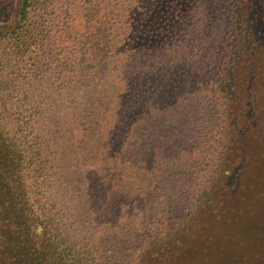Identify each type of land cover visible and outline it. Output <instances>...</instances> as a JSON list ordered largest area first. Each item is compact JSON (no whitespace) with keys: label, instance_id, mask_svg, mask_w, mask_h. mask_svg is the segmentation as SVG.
I'll return each instance as SVG.
<instances>
[{"label":"rangeland","instance_id":"rangeland-1","mask_svg":"<svg viewBox=\"0 0 264 264\" xmlns=\"http://www.w3.org/2000/svg\"><path fill=\"white\" fill-rule=\"evenodd\" d=\"M30 1L40 38L16 29L0 55L32 96L14 115L20 149L44 152L22 174L46 224L84 264H264V120L246 129L221 90L241 47L229 0L163 9L183 21L162 35L147 0ZM21 2L0 0L1 32ZM262 54L238 49L233 82L263 79Z\"/></svg>","mask_w":264,"mask_h":264},{"label":"trees","instance_id":"trees-1","mask_svg":"<svg viewBox=\"0 0 264 264\" xmlns=\"http://www.w3.org/2000/svg\"><path fill=\"white\" fill-rule=\"evenodd\" d=\"M125 1L121 0V3ZM229 2L230 12L234 18L233 40L241 43V47L233 45L235 50L228 60V76L223 78L221 90L222 87L225 88L228 101L237 103L235 120L245 119L240 124L247 123L246 129H248L253 123L252 121L264 120V109H260L258 105L264 99V71L262 70L263 79L257 83H255L254 75L250 74L248 80L244 81L245 83L236 84L233 81L240 76L238 73L240 67L236 66L240 61H237V55L234 53L238 49H248L252 43L259 44L260 42L263 51L260 65L261 68H264V0H229ZM148 3H151L148 6H153L155 10H158L152 12L151 20L154 21V25L159 26V29L163 27L161 31H157V34L167 33L166 29L170 27L167 22L181 23L183 21L182 19L176 20L177 18L172 20L166 16L168 12L166 15L163 14V9H174L177 16L178 9L175 7L183 8L187 5L185 0H147ZM30 4V0H22L18 10V22L13 26L12 32L4 29L2 32L0 31V49L2 40L8 36L12 48L16 52L19 51V35H17L16 29L23 30L26 27L24 33L27 32L31 36L40 38L36 26L32 22L27 23L30 21L31 11L28 7ZM166 5H170V7L167 8ZM185 9H187L186 6ZM87 22L90 23V20ZM26 24L28 25L26 26ZM15 34L16 38H14ZM161 40L162 37L157 39V41ZM8 67L10 68L7 69ZM11 68L13 65L6 63L0 55V264H84L80 262V257L75 256L72 248L65 243L62 234L53 230L38 215L30 198L28 187L23 179V168L25 164L36 166L38 163H43L44 152L41 146L34 149L27 145L28 150L25 151V147L22 145L23 149H20L19 144L25 142L21 130L24 123L27 124L22 120L20 113L26 110V106L23 107L30 103L32 96L26 94L25 87L19 88L18 75L14 77L15 72ZM40 81L41 79L37 80V82ZM19 93L23 96V100L22 104H19V117L16 118L14 109L17 106L15 102ZM24 98L29 101L26 102ZM247 112L249 113L247 114ZM253 113L258 118L247 120L248 115ZM19 139H21V143H19ZM119 161H122L121 157L115 160L117 163ZM143 168H138V171ZM122 174L120 169L117 170L118 180ZM202 189L198 201L206 202L211 197L213 187L209 184Z\"/></svg>","mask_w":264,"mask_h":264}]
</instances>
